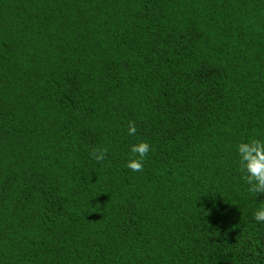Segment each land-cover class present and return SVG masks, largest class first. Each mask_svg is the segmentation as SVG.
Returning a JSON list of instances; mask_svg holds the SVG:
<instances>
[{
    "label": "trees",
    "instance_id": "trees-1",
    "mask_svg": "<svg viewBox=\"0 0 264 264\" xmlns=\"http://www.w3.org/2000/svg\"><path fill=\"white\" fill-rule=\"evenodd\" d=\"M252 136L264 0H0V264H264Z\"/></svg>",
    "mask_w": 264,
    "mask_h": 264
},
{
    "label": "clouds",
    "instance_id": "clouds-1",
    "mask_svg": "<svg viewBox=\"0 0 264 264\" xmlns=\"http://www.w3.org/2000/svg\"><path fill=\"white\" fill-rule=\"evenodd\" d=\"M126 131L129 136H135L136 123L130 120ZM236 150L239 155L238 171L247 184V191L253 196L264 194V138L252 136L242 140L236 145ZM108 151L106 147H94L90 155L97 163H103L108 158ZM150 151V144L144 140L130 145L127 168L133 172L143 171L144 160ZM253 216L257 222L264 223V204L255 210Z\"/></svg>",
    "mask_w": 264,
    "mask_h": 264
}]
</instances>
